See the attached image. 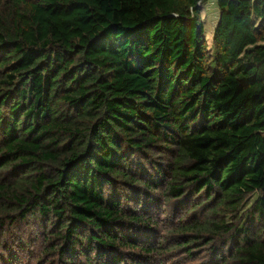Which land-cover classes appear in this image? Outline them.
I'll use <instances>...</instances> for the list:
<instances>
[{
    "label": "trees",
    "instance_id": "1",
    "mask_svg": "<svg viewBox=\"0 0 264 264\" xmlns=\"http://www.w3.org/2000/svg\"><path fill=\"white\" fill-rule=\"evenodd\" d=\"M207 1L0 0V264L26 223L47 264L140 261L146 191L194 202L180 248L264 264V0H216L211 48Z\"/></svg>",
    "mask_w": 264,
    "mask_h": 264
},
{
    "label": "rangeland",
    "instance_id": "2",
    "mask_svg": "<svg viewBox=\"0 0 264 264\" xmlns=\"http://www.w3.org/2000/svg\"><path fill=\"white\" fill-rule=\"evenodd\" d=\"M202 19L204 21V26L206 30V37L209 44V47L212 46V35L215 29V26L218 22L220 16V10L218 8V4L216 0H208L202 5L201 9ZM158 179L162 181V177L159 175ZM122 186L118 185L117 197L122 199L124 195V190H127L128 194L131 198L134 196V190L131 187V184H128L125 189L121 188ZM121 188V189H119ZM147 201L145 202V209L142 212H147L153 217L156 223L151 224L149 227L139 224H133V228H135L138 232V235L142 239L149 238L151 241L150 245H152V249L156 250L151 254H147V252H143V258L138 261L136 258H129V264H212L214 259H218L219 255L213 258V253L219 249V245H221L223 238L222 237H213L209 243L204 242L203 240L198 243L192 245L190 249L185 250L178 246L180 235L177 234V230L182 223L181 220L192 219L194 211L191 210L194 202L189 197L187 199H173L167 198L165 199L163 196L159 197L156 195L157 193L147 192ZM144 197L142 196L141 199ZM257 199V194L250 196L247 201L244 203L243 207L239 211V215L242 217V226L248 220V214L253 206L254 202ZM129 202V201H127ZM130 203L127 207L134 208V201L130 199ZM147 203V204H146ZM144 208V202H143ZM189 210V212H187ZM228 221L233 223L234 219L231 217H227ZM238 222V220L236 221ZM24 232L26 234L29 231H33V237L26 242L28 244L23 245V248L18 246H11L8 250L4 251L3 254H10L15 264H47L50 261L47 255H45V245L41 244L38 239H34L36 237V232L39 231L38 227L35 224L29 225V223L24 225ZM29 227L31 229L29 230ZM22 229V231H23ZM19 231L17 234L20 236L23 232ZM153 232V233H150ZM156 232V236L154 234ZM162 240L164 243L161 248H159V240ZM30 243V246H29ZM17 247V248H16ZM3 246H0V252L3 251ZM163 250V251H162ZM220 251V249H219ZM138 252V250H137ZM123 253H120L122 256ZM46 258L47 260L46 262ZM42 260L41 263L38 261ZM220 259V258H219Z\"/></svg>",
    "mask_w": 264,
    "mask_h": 264
}]
</instances>
